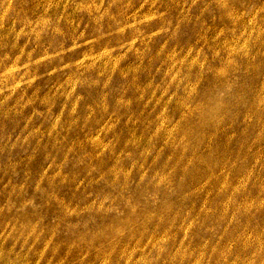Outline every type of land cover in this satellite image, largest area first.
I'll list each match as a JSON object with an SVG mask.
<instances>
[{
	"label": "rangeland",
	"instance_id": "374dc122",
	"mask_svg": "<svg viewBox=\"0 0 264 264\" xmlns=\"http://www.w3.org/2000/svg\"><path fill=\"white\" fill-rule=\"evenodd\" d=\"M0 264H264V0H0Z\"/></svg>",
	"mask_w": 264,
	"mask_h": 264
}]
</instances>
